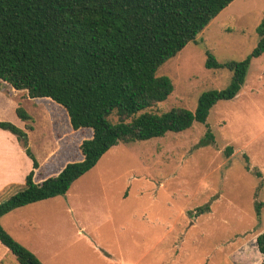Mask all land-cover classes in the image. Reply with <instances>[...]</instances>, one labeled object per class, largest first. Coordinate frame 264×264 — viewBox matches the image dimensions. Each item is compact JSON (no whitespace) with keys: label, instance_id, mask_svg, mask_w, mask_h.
<instances>
[{"label":"rangeland","instance_id":"374dc122","mask_svg":"<svg viewBox=\"0 0 264 264\" xmlns=\"http://www.w3.org/2000/svg\"><path fill=\"white\" fill-rule=\"evenodd\" d=\"M263 19L264 0L231 2L195 41L159 68L157 74L168 76L174 90L149 110L194 111L203 92L225 88L232 72L207 68V52L219 62L243 60L259 41L257 28ZM36 104L18 105L32 117L19 118L34 126L28 146L35 158L52 153L59 168L81 159L80 144L92 135L91 129L74 130L65 109L51 100ZM227 147H232L230 156ZM245 155L262 177L246 169ZM256 202L262 205L259 214ZM205 204L209 211L196 214ZM2 225L19 238L29 236L39 248L37 234L45 227H54L60 243L72 241L61 247L59 257L49 250L46 255L41 247L47 264H94L92 248L108 251L117 261L122 254L126 264H259L263 256L256 237L264 231V55L252 59L241 91L218 101L206 123L195 121L184 131L144 141L119 142L67 194L38 208L17 209ZM80 226L85 231L78 237ZM43 237L41 242L48 241L46 231ZM6 251L0 242V258ZM77 253L78 258L67 261L65 254Z\"/></svg>","mask_w":264,"mask_h":264},{"label":"trees","instance_id":"16d2710c","mask_svg":"<svg viewBox=\"0 0 264 264\" xmlns=\"http://www.w3.org/2000/svg\"><path fill=\"white\" fill-rule=\"evenodd\" d=\"M234 0H0V87L26 90L30 98H47L62 106L74 130L89 128L92 135L80 144L82 158L67 162L56 174L35 182L39 163L28 146L26 130L10 121L0 128L12 132L33 161L25 185L0 202V219L16 208L65 195L119 142L131 143L181 132L195 121L206 123L220 100L238 95L252 59L264 55V19L259 41L243 60L219 62L207 52V68L232 72L223 89L201 94L194 111L173 107L149 110L174 90L159 68L195 41L206 26ZM17 115L31 121L21 107ZM227 156L232 147L225 149ZM246 169L258 177L261 171ZM261 203L256 202L259 214ZM200 206L196 214L209 211ZM0 242L8 248L0 264H44L1 224ZM263 256L264 231L256 237Z\"/></svg>","mask_w":264,"mask_h":264},{"label":"crops","instance_id":"0c3cea01","mask_svg":"<svg viewBox=\"0 0 264 264\" xmlns=\"http://www.w3.org/2000/svg\"><path fill=\"white\" fill-rule=\"evenodd\" d=\"M45 99L47 98H30L28 97L26 90H16L12 88L10 85L3 84L0 87V121H10L12 123H15L19 127H24L25 129V123L19 118L16 112L19 103L36 104L37 100H45ZM32 130H27L28 136L30 133H32ZM37 161L39 163V167L35 170V175H34L35 182H41L46 177L56 175L62 168V167L59 168L58 161L56 160L54 154L52 153L50 155L45 156L43 160L37 159ZM32 169H33V161L27 155L24 147L18 141L17 137L9 130L0 128V201L2 199H5L7 196L8 197L11 196L13 192L23 187L25 185L26 176ZM53 198L55 197L34 202L16 208L13 211L22 208H31V209L38 208V206H40V204H43L44 201L50 202V200H53ZM11 212L1 217L0 219L1 224H2V220L6 216H8ZM83 228L84 227L82 226L77 231L76 234L78 237L83 236V234H81L83 233L82 231H85ZM53 229L54 227H45V231L46 233H48V238H47L48 241L45 239L46 241L44 243L41 242L43 241L44 238L43 232L45 233V231L43 230H41L37 234V238L40 240V248L41 247L45 248L46 255H47V251L49 250V252L53 257H59V255L61 254L60 252L61 247L67 244H71L72 241L71 242L64 241L60 243V237L58 234L54 235ZM9 233L17 241H19L30 251H32L44 264H47L45 260L47 259V257L43 256L44 255L43 253L41 254L42 250L37 245L31 243V241L29 240V236L26 237L23 236L19 238L15 236V234L11 231ZM92 249L93 250L90 255L92 261H94V264H126L125 256H123L122 254L120 260L117 261L116 259H114V256L106 250H103L102 252V251H97L95 248ZM7 253H8V248L7 251L0 258V261L7 255ZM77 255L78 253L76 255L65 254V257H67V261L71 262L70 258H78Z\"/></svg>","mask_w":264,"mask_h":264}]
</instances>
